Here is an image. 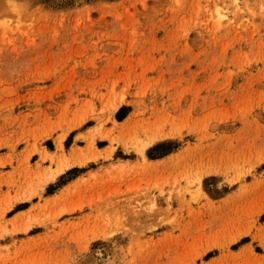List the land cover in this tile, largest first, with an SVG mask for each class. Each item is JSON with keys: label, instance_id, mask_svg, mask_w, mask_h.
<instances>
[{"label": "rangeland", "instance_id": "rangeland-1", "mask_svg": "<svg viewBox=\"0 0 264 264\" xmlns=\"http://www.w3.org/2000/svg\"><path fill=\"white\" fill-rule=\"evenodd\" d=\"M0 264H264V0H0Z\"/></svg>", "mask_w": 264, "mask_h": 264}, {"label": "bare ground", "instance_id": "bare-ground-1", "mask_svg": "<svg viewBox=\"0 0 264 264\" xmlns=\"http://www.w3.org/2000/svg\"><path fill=\"white\" fill-rule=\"evenodd\" d=\"M220 17V16H219ZM147 146V145H146ZM142 149V148H141Z\"/></svg>", "mask_w": 264, "mask_h": 264}]
</instances>
